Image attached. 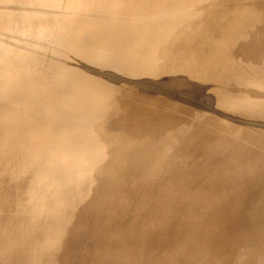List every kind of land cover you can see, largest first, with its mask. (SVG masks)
Listing matches in <instances>:
<instances>
[{
  "label": "rangeland",
  "instance_id": "374dc122",
  "mask_svg": "<svg viewBox=\"0 0 264 264\" xmlns=\"http://www.w3.org/2000/svg\"><path fill=\"white\" fill-rule=\"evenodd\" d=\"M51 1L53 0H0V22H2L0 23L1 24L0 26V264H69V263L70 264H256V263L264 264V251H263L264 240H262L263 238L261 239L260 234H258L261 232V229H259L261 228L260 225L264 224V194H263L264 193V182H263L264 181V171H263L264 141L262 140V142H260V140L264 139V137L263 135H262L263 138L261 139L258 137L257 139H260L259 141L255 139L256 138L255 134L258 133L257 135L261 136V133L263 134L264 132L262 130L264 128H261V126H264V123H262L264 122V116H263L264 115V56H262L264 55L263 53L264 32H262V30H264V27H262L264 26L263 23L264 16H262L264 15L263 14L264 0H253V1L251 0L250 1L249 0L248 1L247 0H188L187 4H190L195 8L202 7V11L204 12L201 13L208 17V19L205 22L206 26L208 25V28L214 31H216L217 27L220 25V22H224L225 19L227 21V24H229L228 19H233V23L235 22L239 18V16L237 15L238 14L237 10L243 6L242 5L243 2H246V5L244 3L245 7L243 6L242 8H247L251 12L250 19L253 22L252 25L248 26V30L245 32L246 35L249 34L248 37L245 35L247 38L243 37L245 34L244 33L238 39V43L235 42L234 43L235 45L234 44H233L234 46L232 45L233 47L229 46L228 48H222L219 51L222 52L223 54H227L226 55L228 57L227 62L228 65L230 66L229 67L226 66V69L227 68L230 69V67L231 69L230 70L228 69L229 71H227L225 67L222 66L223 68L221 67L222 68V69L220 68L221 70L220 69H216L217 71L213 70L214 71L212 75L213 78L212 77L210 78L208 75L209 79L213 81L210 82V80L207 79L208 77L203 78L206 75H200L196 77L194 74H197L199 72L198 71L196 73L197 67H191L185 62L181 64L179 63L178 66L175 63H170L171 65L170 73L163 75V77L161 76L162 80L160 79V77L156 78V76H151L148 77L149 80L146 81V83L149 82L147 84L151 86L154 85L156 86L152 89L158 90V88L161 86V90L163 91L165 90V87L171 88L173 86L172 83H174L173 87L174 88L176 87L177 90L179 88L183 92H180V90L177 91L173 87L171 89L168 88L166 90L168 92L171 90V92H169L170 93L169 95L174 94L173 95L174 97L171 95L172 98H174L175 100L176 99L179 100V101L177 100L178 102L176 101L179 106V108H177L180 111L179 114L181 115L183 112H185L184 114L186 116L187 115L190 117L196 116L197 123L200 124L204 123V121L202 122L200 121L202 119L200 118L201 115L199 114H202L203 115L202 117H204V114L207 112V109L210 110L211 107L214 108L215 106L216 109L213 110L212 108L210 110L214 114L209 113V111L208 113H206L208 115L210 114L213 118L216 116L214 120L210 116L211 119L210 118L209 119L212 121H210L209 119H208L209 121H206V123L209 122V126L211 124L214 131H212L213 130L212 128L208 127L209 130H207L206 134H202V136L199 137L196 136V139H194L191 143L181 148L182 151L185 152L187 156L186 155L184 156L183 152H181L182 155L180 152H178L177 154L176 153L173 154L171 158L170 156L165 157L166 159L164 160V156L165 155L167 156V154H165L164 156H162L163 154L162 155L160 154L159 158L163 159V161H166V163L162 162V160L158 158V161L160 160V164H161L160 165L159 162H156L157 161L156 159V161L154 162H156L157 165H154L155 163H152L149 169H146L141 172H137V173H141V176L137 178L132 176L131 178L129 175H123L122 173H117L116 170L111 168L112 169L111 171L114 170V172L118 174L117 175L113 172L116 176L120 177L119 174H121L122 178L120 177L119 179L118 177L113 175V173L109 170L108 171L106 170L104 172L105 174L102 172V168H101L102 165L107 164L106 156L110 155L111 150H113V147L112 148L105 147L103 142L98 141L102 144H98V146L95 147L92 146L89 142H81L79 140L78 142H75L72 139L70 144H67L66 146H61V140H63L61 139V137L63 136L62 132L61 131L57 132L59 135L58 134L54 135L56 132L54 133L53 131L50 135L54 139L53 144L38 146V144H40V137L38 136V133L36 132L29 133L31 131L30 128L33 124V121H30V107L33 106L30 105L34 104V102L36 103L37 100L42 99L41 101L39 100L38 102H41L43 104L41 103H37V104L38 105L41 104L39 106L40 108L41 106H43L42 107L43 109L41 108L42 115L45 113L44 112L45 101L43 100V98L46 96V99L44 98L45 100L49 101L50 99L47 98L48 95L45 93V91L51 89L55 90L56 86L59 84V82L54 80L53 70H51L53 67H51V64L53 65V63L55 62L56 63L57 61L59 62V59L61 58L60 62L63 61V63H65L66 65V66L64 65V67L66 68L65 75L69 76L71 69L74 71L73 66L80 65L82 62V65H86L87 68L83 66L82 67L86 68L87 71L85 69L82 70L83 68L80 67L81 65L77 66L80 68V70L77 68L80 75L87 76L86 78H89V81L91 82L101 80L102 83H106L105 84L106 88L113 92V94L110 97H108L109 95L108 96L106 95V98L104 97L106 99L107 107L109 108L112 107L113 103L117 104L116 107L117 109H114V113L112 110L107 109L103 112L104 115H102L101 118H99L100 116L99 117L97 116L99 120L95 118L93 122L96 123V125L102 123L100 124L102 129L104 127L103 123L106 124V126L104 127L105 129L109 127L110 130L111 128H115L114 129L115 132L113 129L112 131L108 129V131L106 130L105 133L106 134L108 133L109 136H112V138H114V140L116 139V141L119 140V138L117 139L116 136L120 134L119 132H116L117 130L121 131L122 129L123 132L126 131L123 134V136L122 134H120L121 135L120 140L123 139V137L124 139L126 137H130L132 134H129L131 132H128L130 131L128 130L129 127L128 123L126 120H123L122 115L125 113L124 105L126 101H129L128 95L129 94L136 95L137 93L143 94L142 90H140V86H138L139 85L138 82L134 83L128 77L130 76V78L132 77L131 79L133 80L136 79L137 81H139L140 76L139 77L136 76L139 74L138 72L139 69L137 68L136 69L137 71H135L134 74L132 73L134 72L133 69L136 68L135 67L136 63L135 64L132 63L126 66V70L124 69L125 67L124 68L121 67V71L120 70L119 72L117 71L118 73L115 72L111 66L105 67L106 69L101 68L100 71L96 68L93 69L94 66H92L91 68V65L95 64V62L97 64H100V66L98 65L99 67H102V65H105L107 63L108 58L106 54H103V56L98 57L96 60L93 58L90 60L89 58L87 59V57H89L90 55H94V53L98 49H100L99 47H101V45L99 43L102 44V42L105 41V39H103V37L105 38V36L100 35L99 40L93 41L92 39H94V35L99 34L100 27L97 24H92L84 21H88L90 19H96L98 23H100V25H103L106 24L107 22L114 21L115 19H112L113 18L112 15H113L117 17L114 18H116V21H119V23L121 22V24H127V23H131L130 20L132 18L128 19L129 16L136 17L133 19H137L138 17H142L144 15L141 19L138 18L137 22H133V23L136 25L141 24L146 27L148 26V24H150L149 22H153V20L158 22L162 20L163 21L171 20L172 16L170 15L173 13L170 11L163 12L160 10V7L156 8V5H149L152 0L134 1L135 5L133 4V6L135 7L139 6L140 10L138 11V14L142 16L138 14L136 15V9H133L130 6H128L127 0H118V1L115 0L112 8H110L111 4L109 0H82L83 4L80 6L76 5L77 7H75V9L74 6L76 3L72 4V0L69 1L67 0L66 2L64 0L63 2L64 4L66 3V5H64L63 3L61 4L59 2H56L57 1L56 0L55 2L59 4L58 6H56L57 5L56 3L55 4L53 3L55 5L54 6L51 3ZM161 1L162 0H159V2ZM240 1L241 2L243 1L242 3H239L242 6L239 5L240 8H238L236 6L238 3H236L235 5V2H240ZM247 2L249 3L254 2V3L247 4ZM141 3L142 5H140ZM71 5L73 8H71ZM102 5L103 6L106 5L107 7H101ZM60 6L62 7L60 8ZM141 8L143 9V11H141L142 10ZM104 9L105 10L107 9L108 11L110 10L109 12H112L111 15L107 14V11L105 12ZM112 9L113 11H111ZM120 9H122L123 12L127 10L126 14L125 12L121 13V11H119L120 13L115 12ZM93 10H95V12ZM128 10L129 11L133 10V12H129ZM48 11H50V13ZM95 13L97 14V16L94 15ZM51 14L52 15L54 14L56 16L60 15L59 17L62 16L60 19L57 18L59 19L60 22L64 18L63 15L65 17L67 16L70 18V20L68 18V20L65 22L69 24L68 27L66 28V31L62 33L61 31H58L60 29L59 27L58 28L57 26L54 27V25H59V24H55L54 23L56 22L55 20L52 21V18L50 17ZM105 14L107 15L106 17L103 16ZM146 14L148 15L146 16L148 21L145 19ZM78 17L80 19H78ZM72 18L73 20L78 19L82 21H77L75 23L73 20H71ZM84 18L87 19L85 20ZM98 18L100 19V21ZM127 19L129 21H127ZM139 20L140 21L144 20V21L140 22ZM59 21L57 20L58 23ZM90 21L96 22L95 20H90ZM174 23L176 24V22L175 21L173 22V25L175 26ZM256 23L260 27L256 25ZM54 28L56 29L54 30ZM259 31H261L260 32L261 34L256 33ZM199 32L200 30L197 29L190 31L189 33H191L190 35H193L192 39H195L198 36L197 33ZM86 35L89 36V38ZM44 38H48V40L42 41ZM75 39L78 41L77 44H73V42H71ZM90 40H91V44L90 42H88ZM203 41L205 42L204 48H212L211 43H208L207 40H205L204 38ZM70 42L72 45L70 44ZM245 42L247 43L245 44ZM249 44L252 45V48ZM74 45H76L77 48L74 49L73 48ZM236 45L238 46L237 48H235ZM239 46L245 48L239 49ZM246 47H248V49ZM39 48L42 50H40ZM55 49L62 51L59 52V54L57 55L55 52L53 53V50ZM234 49H237L238 51L236 50L237 51L236 52ZM171 50H172L171 46L164 45L155 52H153L152 58L156 59V56L159 54H163V55L165 54L167 56L168 52H170ZM109 51L112 55H115V51H116L115 48H113L112 50L110 49ZM232 52L233 53L235 52V54H232ZM139 53L145 54L146 51L144 52L139 51ZM163 55L161 56L162 60L165 59ZM233 55L237 56L236 58H238V61L237 59H234L235 57ZM59 56L61 57L59 58ZM240 56L241 57L243 56L244 59L245 58L247 59L245 60V63L241 58L240 60L242 61L239 60ZM254 57L257 59H255ZM218 59L219 57L217 58V60ZM109 61L113 62L112 56H110ZM229 61L231 64H233V66L229 64ZM67 63H70L72 65L75 64V65L73 66L71 65L72 68H70L69 66H67ZM173 64H174V68L172 67ZM248 64L251 65L249 67L252 68H248L247 67ZM88 65H90V67H88ZM67 68L70 71H68ZM101 70H103L104 72L103 71L101 72ZM127 70L131 72V75L130 74L128 75L129 72H125ZM171 70L172 71L175 70V72L173 73ZM91 71L94 72L91 73ZM112 71H114L116 74ZM44 72L46 74H44ZM215 72H220L218 75L220 77L225 75L226 78H224V76L221 78L217 77L218 75ZM191 73H193L192 77L195 76L192 81H191L192 79ZM214 73L217 75L216 77L218 80L215 78ZM119 74L120 75L122 74L123 76L122 75L120 76ZM124 74L126 77L124 76ZM44 75H48L49 78H51V76L53 77L51 78L50 81V82L55 81L54 83H52L53 87L50 86L51 83H48L50 79L47 76L43 78ZM91 75L92 77L95 78V79L93 78L94 81H92L93 79ZM101 76L103 78L105 76L106 78L110 79V81L108 79H103V78L96 80V78H99ZM201 77L203 78L202 82H207V84L210 82L209 84L211 85L214 82L215 84H213L212 86L214 88L217 86L216 88L218 89L215 88V90L216 91L218 90L219 93L220 90L225 92L231 91V89L228 90V88H232V86L234 85V87L236 86L237 89L235 88L232 89L234 91L238 90V92L242 94L240 95L238 94V92L235 93L232 90L233 93L226 92L227 94L226 93L224 94V92H221L220 95L224 94L223 96L221 95L223 98H220L221 96L219 94L217 96L216 94L218 92L216 91H214L216 92L215 94L213 92V95H211L212 93L210 92L214 90L213 87L211 86L212 89H210L211 87L209 84L208 85L207 84L205 85L204 83L202 84V82L199 81L201 80ZM228 77H232V79H228ZM206 79L207 81H205ZM214 79H216L215 80L216 82L214 81ZM46 80H48V82H45ZM106 80L107 82L108 81L109 82L107 83ZM168 80H170L171 82H169ZM183 80L185 83L182 82ZM229 80L231 82H229ZM161 81L163 83H161ZM219 81L221 83H219ZM111 82H113L114 85ZM176 82L178 83L177 85ZM193 82L196 83L193 84ZM198 82H200V84ZM224 82H226L227 86L225 85ZM240 83L241 85H239ZM201 85L207 86V88L205 89V87H202ZM65 86L68 87L65 84L64 88ZM196 86L199 89L196 88ZM239 86L242 87L240 88ZM190 87H192V90H194L193 91L194 94L192 90L189 89ZM194 88L196 90L198 89L197 91H199V93H201L202 95H198V93L196 94L197 91ZM58 89L59 92H62V90H64L63 88L61 89L58 88ZM203 89H205L206 91L205 90L202 91ZM68 90L66 89L65 91ZM184 90L186 91L188 90L189 94L185 91L188 94L186 95ZM190 90L191 92H189ZM241 90L245 91L246 95L243 94L244 92H242ZM70 91H71L70 92L71 95L68 93L67 98H73L76 99V101H78L77 99L79 97L77 96L79 95V92L75 90V96H72L73 92L72 90ZM133 91H135L136 93ZM167 91L165 92L166 94H168ZM173 91L174 92L176 91L178 93H174ZM204 93L207 95L206 98L209 101L205 98ZM208 93H210V95ZM179 94L181 95L183 94V96L184 95L185 96L180 97ZM195 94L198 95L199 97H197ZM230 94L233 95H231L230 97ZM227 95H229L228 96L229 99H233V101L227 99L226 101L224 96L228 98ZM40 96L43 98H41ZM214 96L218 97V101L220 98V102L222 103H224V100L225 103L227 102L225 106L222 105L221 103L222 111L220 110V107L218 105L220 104V102L219 103L216 102L217 97L215 98ZM38 97L40 98L37 99ZM60 97L64 98L63 96ZM233 97L235 98V100ZM250 97L251 99H249ZM82 98L88 100L91 97L83 96ZM122 98L123 100H121ZM185 98L187 101H190V99L193 100L194 104L191 101L192 106L198 103L201 104L203 102L200 106L203 107L202 105H204V110L203 108H201L202 110H200V106H198L199 104L197 106L195 105L196 109L193 108L192 110H190L191 108L189 109L188 107H186L187 101L184 102ZM202 98H204L203 101H201ZM199 101H201V103ZM228 101H232V102L229 103ZM183 102L185 103V105ZM209 102L211 107L208 105ZM244 102H246V104ZM37 104L36 105L34 104V107H36V109L39 108L37 107ZM216 104L218 105L219 108L217 107ZM181 106L182 108L183 107L186 108L185 111L183 108L182 113H181L182 108L180 110ZM40 108L38 110H41ZM217 109H219L218 111H221L223 113L225 112V110L223 109H226V111L228 110L229 113L227 111L226 115H224L221 112L218 114V112H216ZM196 110L200 112L196 113L195 112ZM106 114L108 115L107 117ZM184 114L182 116L185 117ZM217 114L219 115L218 117L219 119H216L218 116ZM221 114H223V117L225 116V118L227 117L229 118L231 116L232 117L225 120V118L221 117ZM248 114L249 115L252 114V116H249ZM111 115L114 118V120L111 117ZM242 115L245 118H241ZM103 116L105 117L103 118ZM206 117L208 116L206 115ZM232 118L234 121L232 120ZM238 118L240 119L238 120ZM251 119L252 121L255 119L253 121L254 123L255 122L258 123L259 120L262 122H259L258 124L255 123L257 126L254 125V128L251 131H249L252 128L251 125L253 124L252 121L248 123L249 120ZM96 121L97 122L99 121V123L97 124ZM110 122H114L113 126L117 123L118 124L115 125V127H112V125L109 124ZM214 122L216 124L215 127H213ZM227 122H230V124L229 123L226 124ZM245 122L247 124H251L248 125V127H251L250 129L245 128L247 126ZM94 123L92 124L91 122L88 124V126L91 124H92L91 127L94 126L93 129L90 128L91 131L97 129L96 127H98L97 131H99L100 130L99 128L101 127L99 125L96 126ZM239 123L241 126L246 125L244 127L246 131H244V128L237 125ZM205 124L200 126L201 130L206 129ZM231 124L232 126L234 125L235 127L232 128ZM107 125L110 126L108 127ZM229 125L231 128H229ZM236 125L240 128V132ZM258 125H259V129L261 128L263 132L261 133H259V131L257 133L254 132L258 130L257 129ZM35 126L36 123H34V127ZM122 126L124 128H121ZM217 127H219V129ZM117 128H121V129H117ZM4 129H7L12 132V135L10 136L12 140L1 138V136L4 137L2 134V131H5ZM55 129L57 128L55 127ZM90 129H88V131H90ZM231 129L233 130V132L238 131L236 132L238 134L233 133ZM210 130L213 132L211 133V136L203 137L205 135H210ZM95 131L91 132V134L94 133L95 135ZM97 131H96L97 138L100 135L101 136L106 135L104 132H101L104 130H101L99 132ZM247 131L249 132V134L250 132L253 134L248 135L246 134ZM112 132L115 134V137L112 134ZM102 133H104V135H102ZM230 133L231 134L233 133V135H231ZM120 135L118 137H120ZM252 135H254L255 137L254 138L252 137L251 140ZM101 136H100L101 138L100 140L103 141L104 139ZM107 136L108 135H106V137ZM235 139L241 140L242 142L241 141L239 142L238 140L236 141ZM253 139L254 141L257 140L258 142H260L261 145L258 142H257L258 144L257 143L254 144L252 142ZM30 140L33 142V144L27 143ZM4 141H7L8 144L6 145ZM226 142L229 143L226 144ZM216 143L218 145L215 146ZM238 143L239 145H237ZM249 143H253L254 146L252 144L250 146ZM123 145H126V142H124L122 146ZM256 145H260V146L256 147ZM211 146L213 147V149H211L212 152L210 153L209 152L210 149L208 148H210ZM217 146L220 147L217 148ZM26 148L28 149L25 151ZM184 148L185 150H183ZM256 148L257 150H253ZM13 149L16 151L17 154L14 153L15 151H13ZM186 149L189 151L187 152L188 154L186 153L187 151ZM219 150L221 151L222 154H220ZM240 150H241L240 153L241 155H238ZM251 150H253L254 153L253 151L251 152ZM201 151L202 152L205 151V153H201ZM207 152L210 154H208ZM214 153L215 154L218 153L217 156L214 155ZM219 154L220 156H218ZM245 154L248 155L246 156ZM212 156L213 158L217 157L219 159H216L214 162ZM201 157H203L202 158V160L204 159L203 161L208 159L207 160L208 163L205 161V163H203V167L201 164L203 162V161L201 162ZM208 157L209 158L211 157L210 159H212L213 161L212 160L209 161ZM153 158L156 157L154 156ZM219 160L221 162H219ZM149 161L150 160L143 162L145 164V166L142 167L143 169L146 168L148 165H150ZM200 166L202 167V170L200 169ZM207 166L210 168H208ZM106 172L108 174H106ZM256 172L258 175L256 174ZM103 174L105 176L101 178ZM111 176L114 178V180H116L117 178L118 179L117 181L122 179L120 180L121 182L118 183L119 185H121L123 183V180L125 179L124 180L125 184L123 183L124 186L123 185H121L122 187L120 186L122 190L124 188L125 190L122 191L119 188V186H116L117 190L112 188L115 185V183H112L111 181L113 182L115 181L111 179L112 178ZM259 177H261L262 179ZM108 178H110V180H106ZM202 183L204 184V187ZM107 184L110 186L108 187ZM126 184H128V186ZM102 185L104 186L106 185L105 191L107 193L109 192L107 197L109 198V201H111V203L108 201L110 204L106 201L103 202L104 199L105 200L108 199H106L107 197L105 198L106 195L104 194H106V192L103 191L104 187ZM99 186L102 188H100ZM99 188L103 189L101 190V192L103 191V196ZM113 189L116 190L115 196H117V198H119L120 195L123 194V192H124L123 196L125 194L127 196L129 195L128 197L123 198V200H125L122 203L123 205L120 204L122 198L120 197L119 200L113 195L114 194L112 193ZM110 190H111V194L113 195L111 196V198L109 197L111 195ZM117 192L119 193L121 192V193L117 194ZM126 192L129 193L127 194ZM83 195L84 196L87 195L85 197L86 198L85 202L83 200L84 197L82 198L81 201V197ZM93 195H97V196H93ZM98 195L104 197L102 198L103 199L102 203L100 202L102 199ZM250 195L251 198L248 197ZM132 196L135 197L133 198ZM92 197L94 198L93 202L98 200L99 197L101 199L99 200L100 203L98 202L96 206L95 203L93 204V202L90 201L92 204H90L89 206L86 205L87 207H84V204L87 203L88 198L92 200L93 199ZM112 198H116V201L115 199L110 200ZM248 198H249L248 201L252 205L247 204L249 206L246 208L244 206L247 205L246 204L244 205V202L246 201L248 203L247 201ZM80 202L83 205V206L81 205L82 208H80L81 207L79 205L81 204ZM90 202H88L87 204H89ZM116 202L117 203L120 202V203H118L116 206L115 205ZM94 205L96 207L99 206L98 207V209L100 208L98 210L99 214L96 212L98 214L97 217L91 218L92 216H94L93 214L95 213V211H97V208L95 209ZM100 205L102 206V208L100 207ZM250 206L252 209L250 208ZM91 207L94 208L95 210L93 211ZM84 208L86 212H89L90 210V213L86 214V212H84L85 211ZM87 208L90 209H88L87 211ZM260 208H262V210ZM103 209H105V212L102 211ZM106 210L108 211L107 213ZM114 210H117V212L116 211L114 212ZM242 210L243 212L246 213L248 212V213L242 214ZM249 210H251V212ZM77 211H79V213L81 212L85 213V215L81 213L83 216H80V214H78ZM92 211L94 213H92ZM91 213L92 215H90ZM121 214L122 215L124 214L123 215L124 218L120 217ZM232 214L233 216L237 215L236 216L237 219L234 218L233 216L230 217ZM76 215H78L79 217ZM238 215L239 217L241 216L240 218H242L241 220L243 221L238 220L240 219L238 218ZM99 216L101 217V222L103 221V223H100V220L98 218ZM104 216L106 219L102 218ZM75 217H77L78 220L75 219ZM80 217H81V221L79 220ZM120 218L122 220V223L124 221L125 228L124 231L121 232V234L118 233L116 234V232H118V230L122 228L119 227L117 221ZM230 218L231 219L234 218L236 222L238 221L236 223L237 225L235 224L233 219L231 220ZM90 219H93V221L94 220L95 221L92 223V220L90 221ZM96 220H99V223ZM121 220H119V222ZM76 221L77 222L79 221L80 223L79 222L77 223ZM241 222L242 223L245 222L247 223V225L245 223L242 224ZM257 222L260 223L259 228ZM230 223L235 225L231 226L229 225ZM93 224L95 225L93 226ZM74 225H76L77 229ZM102 225L104 226L102 229L105 228L104 230H106V232L102 231L101 229ZM234 226L237 227V229L232 228ZM254 226L256 230L254 229ZM79 227L83 228L85 233H88L89 230V233L88 234L84 233L85 234L84 235L81 232L79 234L81 230ZM209 227L211 229H214V231L208 229ZM251 227H253L254 233L252 232L253 229H250ZM91 231L92 233H94V235L91 233ZM255 231L258 232L256 234L257 236H255ZM131 234H133V236ZM88 235L91 236L88 237L89 240L92 238L90 242L89 241L87 242ZM105 236H106V240H104ZM227 239L229 240V242ZM250 240H253L254 242L256 241L257 243L260 244L258 249H260L262 252L259 250L258 256H255L256 258L253 257L254 254L248 253L249 250L248 247L249 246L255 247L256 244V243L254 244V242ZM84 241L87 243L84 244L85 243ZM237 241H239V243ZM230 242L232 244H230ZM240 243L243 244L244 247L237 248L238 247L237 245L240 246ZM261 243H263L262 246ZM71 247H73L74 250L77 251L75 252L77 253L76 256L75 253H71L74 252L73 248L71 249ZM245 247L247 250L243 249ZM254 247L252 248V250H254ZM241 249H243L244 252ZM70 253L73 254L74 257H72ZM248 255L249 256L252 255L250 257H253V259L255 258V260L251 259ZM257 258L258 260H256ZM66 259H68L69 261H67ZM64 261H67V263Z\"/></svg>",
  "mask_w": 264,
  "mask_h": 264
},
{
  "label": "bare ground",
  "instance_id": "6f19581e",
  "mask_svg": "<svg viewBox=\"0 0 264 264\" xmlns=\"http://www.w3.org/2000/svg\"><path fill=\"white\" fill-rule=\"evenodd\" d=\"M54 1V2H53ZM53 1H51V3L53 4H55L56 2H59V3H63L64 4V0H53ZM56 1V2H55ZM67 0H65V2H66ZM69 1V0H68ZM116 1H118V0H116ZM128 1V6H130L131 8H133V9H136V15L138 14V11L140 10V8H139V6L138 7H135V6H133V4L135 5V0H127ZM141 1V0H140ZM151 1V0H150ZM248 1V0H247ZM250 1V0H249ZM251 1H253V0H251ZM109 2H110V4H111V7L110 8H112V6H113V4H114V2H115V0H109ZM139 2V1H138ZM147 2V1H146ZM187 2H188V0H162L161 2H159V0H152L151 2H150V4L149 5H156V8L157 7H160V10L161 11H163V12H166V11H170V12H172L173 14H171L170 16H172V18H171V20H168V21H160V22H158V21H154L153 20V22H149L150 24H148V26H143V25H141V24H134L133 22H137V19L139 18V19H141L143 16L142 15H140V14H138V15H140V16H142V17H138L137 19H133V18H136V17H128V19H131L130 21H131V23H127V24H121V22L119 23V21H116V16H113L112 15V19H115L114 21H112V22H107L106 24H103V25H100V23H98V21L96 20V19H90V20H95L96 22H93V21H90V20H88V21H84V22H88V23H92V24H97L99 27H100V29H99V34L98 35H94V39H92L93 41H96V40H99V36L100 35H104L105 36V38L103 37V39H105V41H103L102 42V44L101 43H99L100 45H101V47H99L100 49H98L95 53H94V55H88L89 57H87V59L89 58V60L90 59H97L98 57H100V56H103V54H106L107 55V58H108V60H107V63L105 64V65H102V67H99L100 66V64H97L96 62H95V64H93V65H91V68H92V66H94V68L93 69H98L99 71H100V69L101 68H103V69H106L105 67H112L113 69H114V71L115 72H119V70L121 71V67H125L124 69L126 70V66H128L129 64H132V63H136L135 65V69H133L134 70V72H132L133 74L135 73V71H137L136 69L138 68L139 69V74L138 75H136V76H140V79H139V81H137L135 78V80H133V79H131L130 78V76H128L129 74L131 75V72H129L128 70L127 71H125V72H129L128 73V77H129V79L131 80V81H133L134 83L135 82H138V86H140V90H142V93L143 94H140V93H137L136 95L135 94H129L128 96H129V101H126V103H125V105H124V111H125V113L122 115V118H123V120H126L127 121V123H128V130H130V131H128V132H131V133H129V134H132L130 137H126L125 139H124V137H123V139H121L120 140V138H121V135L120 134H122V136H123V134L126 132H123L122 131V129L121 128H124L123 126L121 127V128H117V129H121V131H118L117 129V131L116 132H119L120 134V137H118V136H116L117 137V139L119 138V140H117L116 141V139L114 140V138H112V136H109V134L107 133H105L106 132V130L108 131V129L110 128L109 126L110 125H112V127H115V125H117V124H115L114 126H113V124H114V122H110L109 124V128H107V129H105L104 127L106 126V124L105 123H103V129H102V127L100 126V124H102V123H100V124H98L99 123V121L97 122V124L101 127V128H99L100 130L99 131H101V130H104V131H101V132H104L106 135H108L107 137H106V135H104V133H102V135H104V136H101L100 134H101V132H100V136L104 139H102L103 141H101L100 139V136L97 138L96 137V131L98 130V127H96L97 129H95V130H93V131H95V135H94V133H92L91 134V132H93V131H91V129H93V127H91V125L94 123L93 121L95 120V118H97V116L99 117V118H101V116L102 115H104L103 114V112L105 111V110H112L113 111V113H114V109H117L116 107H117V104L116 103H113L112 104V107H107V104H106V95L108 96V97H110L112 94H113V92L111 91V90H108L107 88H106V86H105V84L106 83H102V81L101 80H98V81H94V77H92V75H91V77H92V81H94V82H91V81H89V78H86L87 76H83V75H80V73H79V71H78V69L80 70V68L79 67H77V66H80V67H86V65H82V62H81V64L80 65H76V66H73V65H75V64H70V63H67V66H69L70 68H72L71 67V65L73 66V68H74V71L71 69V71L68 69V71H70V73H69V76H67V75H65L66 74V68L64 67V65H65V63H63V61H61L62 62V64H61V62H60V60H61V56H59V62L57 61V63L55 62V63H53V65L51 64V67H53L51 70H53V75H54V80L55 81H57V82H59V84L56 86V88H55V90L54 89H51V90H47V91H45V93L48 95V97L47 98H50L49 99V101L48 100H45L46 99V96L45 95H43V96H45L44 98L43 97H41V98H43V100L45 101V110H44V114L42 115V113H41V111H42V107L43 106H41V108L39 107L41 104H43V103H41V102H38L40 99V97H38L37 99H39V100H37L36 101V103L34 102V104L36 105L37 103H41L40 105H38L37 104V107H39L41 110H38V109H36V107H34V104H32V105H30V106H33V107H30V121H33V124H32V126H31V131L29 132V133H32V132H36V133H38V136L40 137V144H38V146H41V145H48V144H53V142H54V139L50 136L51 135V133L54 131V135H56V134H58L57 132H62V134H63V138L61 137V139H63V140H61V146H66L67 144H70L71 143V140L73 139L75 142H78V140L79 141H81V142H89L92 146H95V147H97L98 146V144H102V143H100V142H103L104 143V145H105V147H107V148H112L113 147V150H111V154L110 155H107L106 157H107V161H106V163L107 164H105V165H102V172L104 173L106 170L108 171H111L112 169H114V170H116V172L117 173H122L123 175H129L130 177L132 176V177H135V178H137V177H139V176H141V173H137V172H141V171H144V170H146V169H149L150 167H151V165H152V163H155L154 165H157V163L156 162H159V164H160V160H162V162H164V163H166V161H163V159H160L159 157H160V154L162 155V156H164L165 154H167V156L165 155L164 156V160L166 159L165 157H168V156H170V158L173 156V154H177L178 152H183L182 151V149L181 148H183L185 145H187V144H189V143H191L194 139H196V136H202V134H206V132H207V130H209V128L208 127H210V128H212V126H211V124H210V126H209V122H207L206 123V121H209L211 118H210V114L208 115V114H206V113H208V111H209V113H211V114H214V113H212L210 110L213 108V107H211L210 106V102H209V106L211 107L210 108V110L209 109H207V112L204 114V112H203V114H204V117H202L203 115L202 114H199V115H201V119L202 120H200L201 122L202 121H204V123L203 124H200V123H197V117L195 116H192V117H190V116H186L184 113L185 112H183V108H184V111H185V107H183L182 108V106L180 107V110H181V108H182V111H181V115L179 114L180 113V111L177 109V108H179V106H178V99H174V98H172V96L174 95H169L170 93L169 92H171V90L168 92L166 89H168V88H166L165 87V90L168 92V94H166L165 92V90L163 91V90H161V86L158 88V90H156V89H152V88H154V87H156L155 85L154 86H151V85H149V84H147V83H149V82H147L146 83V81L147 80H149V78L148 77H151V76H156V78H158V77H160V79L162 80V78H161V76L163 77V75H165V74H169L170 73V63H175V64H177V66H178V64L180 63H183V62H185V63H187L188 65H190L191 67H197V70H196V73L197 74H194L196 77L197 76H200V75H206V76H204L203 78H205V77H208V75H209V77L211 78L212 77V75H213V70H215V71H217L216 69H220L222 66H224L225 67V69H226V66L227 67H229L230 65H228V57L226 56L227 54H223L222 52H219L222 48H228L229 46H231V47H233L235 44V42H237L238 43V39L242 36V34H244L247 30H248V26L249 25H252L253 24V22H252V20L250 19V16H251V12L247 9V8H242L243 6H244V3H245V5H246V2H243V6L242 5H240L239 3H242L241 1L240 2H235V5H236V3H238L236 6L238 7V8H240L239 7V5L240 6H242L240 9H238L237 11H238V16H239V18L233 23V19H228V21H229V24H227V21H226V19H225V21L224 22H220V25L217 27V29H216V31H214V30H212V29H209L208 28V25L206 26V24H205V22H206V20L208 19V17L207 16H205V15H203L201 12H204V11H202V7H198V8H195L194 6H191L190 4H187ZM264 2V1H263ZM74 3H76L75 4V6H74V9H75V7H77L76 5H82L83 4V1L82 0H72V4H74ZM143 3V2H142ZM142 3L140 4V5H142ZM252 3H254V2H251V3H249V2H247V4H252ZM53 4V5H54ZM57 5L56 6H58L59 4L58 3H56ZM103 4V3H102ZM64 5H66V3L64 4ZM55 6V5H54ZM62 6H60V8H61ZM68 7V6H67ZM101 7H107L106 5L105 6H101ZM149 7V6H148ZM236 7V8H237ZM245 7V6H244ZM53 8V7H52ZM64 8V7H63ZM71 8H73L72 7V5H71ZM70 8V9H71ZM77 9V8H76ZM87 9V8H86ZM85 9V10H86ZM89 9V8H88ZM142 9V8H141ZM150 9V8H149ZM92 10V9H91ZM97 10V9H96ZM105 10V9H104ZM146 10V9H145ZM47 11V10H46ZM63 11H64V9H63ZM94 12H95V10H93ZM98 11V10H97ZM107 11V14H110L111 15V13L112 12H109L107 9L105 10V12ZM111 11H113V9L111 10ZM115 11V10H114ZM119 11H121V13L123 12L122 11V9H120V10H118V11H115L116 13H120ZM127 11V10H126ZM126 11H124L125 12V14H126ZM129 11V10H128ZM141 11H143V9L141 10ZM49 13H50V11H48ZM52 12V11H51ZM73 12V11H72ZM80 12V11H79ZM89 12H92V11H89ZM100 12V11H99ZM109 12V13H108ZM123 12V13H124ZM129 12H133V10L132 11H129ZM145 12V11H144ZM151 12V11H150ZM156 12V11H155ZM159 12V11H158ZM263 12V11H262ZM74 13V12H73ZM96 13H98V12H96ZM94 14V15H96L97 16V14ZM102 13V12H101ZM114 13V12H113ZM135 13V12H134ZM133 13V14H134ZM64 14V13H63ZM80 14V13H79ZM103 14V13H102ZM143 14V13H142ZM151 14V13H150ZM262 14V13H261ZM264 14V13H263ZM132 15V14H131ZM148 15H149V13H148ZM147 14L145 15V19L147 20V18H146V16H148ZM153 15V14H152ZM157 15V14H156ZM46 16V15H45ZM50 16V15H49ZM60 15H58V16H56V15H52L51 14V18H52V21L53 20H55L56 22H54L55 24H59V25H54V27L55 26H57V28L59 27L60 29L58 30V31H61L62 33L64 32V31H66V28L68 27V25L69 24H67V23H65L67 20H68V18L69 17H65L64 15H63V20L60 22L59 21V19L62 17H59ZM101 16V15H100ZM103 16H107L106 14L105 15H103ZM103 16H102V19H103ZM125 16H127V15H125ZM151 16V15H150ZM262 16H264V15H262ZM47 17V16H46ZM105 17H104V19H105ZM111 17V16H110ZM114 17H116V18H114ZM206 17V18H205ZM57 18H59V19H57ZM108 18H109V15H108ZM107 18V19H108ZM157 18V17H156ZM167 18V17H166ZM263 18V17H262ZM50 19V18H49ZM78 19H80L79 17H78ZM78 19H75V20H73V18L71 19V20H73L75 23L77 22V21H82V20H78ZM81 19H82V17H81ZM85 20L87 19V18H84ZM99 19V18H98ZM111 19V18H110ZM127 19V21H129ZM150 19V18H149ZM168 19V18H167ZM57 20L59 21V23L57 22ZM69 20H70V18H69ZM99 21H100V19H99ZM108 21H110V20H108ZM140 21V20H139ZM141 21H144V20H141ZM140 21V22H141ZM148 21V20H147ZM152 21V20H151ZM176 22V24H175V26L173 25V22ZM103 22H104V20H103ZM193 22V23H192ZM0 23H2V22H0ZM139 23V22H138ZM145 23V22H144ZM264 23V22H263ZM147 24V23H146ZM227 24V25H226ZM256 25H258L257 23H256ZM0 26H1V24H0ZM259 26V25H258ZM49 27V26H48ZM260 27V26H259ZM259 27H256V28H259ZM262 27H264V26H262ZM254 28H255V26H254ZM56 28H54V30H55ZM61 29H63V30H61ZM200 30V32L199 33H197L198 34V36L195 38V39H192V36L193 35H190L191 33H189L190 31H193V30ZM261 29V28H260ZM57 31V30H56ZM256 31H257V29H256ZM189 34H188V33ZM261 31H259V32H256L257 34L259 33V34H261L260 33ZM262 32H264V30H262ZM248 33V32H247ZM263 34V33H262ZM246 33L244 34V36L243 37H248V35L249 34H247L246 36ZM87 36V35H86ZM91 36V35H90ZM88 38H89V36H87ZM86 37V38H87ZM246 37V38H247ZM260 37V36H259ZM264 37V36H263ZM198 38V39H197ZM203 38L205 39V40H207V42L208 43H211V45H212V48H204L205 47V42L203 41ZM102 39V40H103ZM242 39H244V38H242ZM48 40V38H44L42 41H47ZM250 40V39H249ZM92 41V42H93ZM248 41V40H247ZM49 42V41H48ZM71 42H73V44H77L78 43V41L75 39V40H73V41H71ZM71 42H70V44H71ZM88 42H90V44H91V40L90 41H88ZM243 42V41H242ZM97 43H98V41H97ZM247 42H245V44H246ZM249 43V42H248ZM43 44V43H42ZM69 44V45H70ZM234 44V45H233ZM251 44V43H250ZM249 44V45H250ZM72 45V44H71ZM70 45V46H71ZM164 45H169V46H171V48H172V50L170 51V52H168V55L166 56L165 54V56L163 55V54H159V55H157L156 56V59H153L152 58V54H153V52H155L156 50H158L159 48H161L162 46H164ZM233 45V46H232ZM76 45H74L73 46V48L75 49V48H77V46L75 47ZM242 46H245V45H242ZM251 46V48H252V45H250ZM249 46V47H250ZM42 47V46H41ZM40 47V48H41ZM238 46L236 45V47L235 48H237ZM263 47V46H262ZM39 48V49H40ZM113 48H115V55H112L111 53H110V49L112 50ZM240 48H242V47H240L239 46V49ZM243 48H245V47H243ZM242 48V49H243ZM247 49H248V47H246ZM231 49V48H230ZM258 49H260V48H258ZM40 50H42V49H40ZM235 51L237 50V49H234ZM233 50V51H234ZM62 51V50H61ZM60 50H53V53L55 52L57 55L59 54V52H61ZM139 51L140 52H144V51H146V53L145 54H141V53H139ZM238 51V50H237ZM236 51V52H237ZM264 51V50H263ZM74 53V52H73ZM231 53V52H230ZM262 53V52H261ZM260 53V54H261ZM264 53V52H263ZM262 53V54H263ZM60 54H62V53H60ZM110 54V55H109ZM232 54H235V52L233 53L232 52ZM231 54V55H232ZM238 54V53H237ZM246 54V53H245ZM56 55V56H57ZM72 55H74V54H72ZM77 55V54H76ZM163 55V57L165 58V59H161L162 56ZM218 55V56H217ZM240 55V54H239ZM238 55V56H239ZM242 55V54H241ZM254 55V54H253ZM110 56H112L113 57V62H111V61H109L110 60ZM217 56V57H216ZM235 58L234 59H237V61H238V58H236L237 56H235V55H233ZM244 56V55H243ZM243 56L241 57H239V60H240V58L243 60V62L245 63V60H247L246 58L244 59L243 58ZM262 56H264V55H262ZM54 57V56H53ZM73 57V56H72ZM219 57V59L217 60V58ZM245 57V56H244ZM248 57V56H247ZM55 58V57H54ZM255 58V57H254ZM253 58V59H254ZM260 58H261V56H260ZM74 59V58H73ZM138 59H140V60H138ZM255 59H257V58H255ZM65 60V59H64ZM77 60V59H76ZM80 60V59H79ZM242 60H240V61H242ZM73 61H75V60H73ZM141 61V62H140ZM235 61V60H234ZM67 62H69V61H67ZM77 62V61H76ZM75 62V63H76ZM249 62V61H248ZM247 62V63H248ZM254 62V61H253ZM78 63H80V62H78ZM77 63V64H78ZM247 63H246V65H247ZM250 63V62H249ZM50 64V63H49ZM68 64H70V65H68ZM229 64H231L230 63V61H229ZM99 65V66H98ZM232 66H233V64H231ZM256 65V64H255ZM254 65V66H255ZM50 66V65H49ZM66 66V65H65ZM180 66V65H179ZM249 66H251V65H249L248 64V68H252V67H249ZM76 67V68H75ZM82 67V68H83ZM88 67H90V65H88ZM172 67L174 68V64L172 65ZM176 67V66H175ZM183 67V66H182ZM65 68V69H64ZM78 68V69H77ZM87 68V67H86ZM86 68H83L82 70H86L87 71V69ZM91 68H88V69H91ZM123 68H122V71H123ZM223 68V67H222ZM221 68V69H222ZM177 69H178V67H177ZM220 69V70H221ZM229 68H227L226 70L227 71H229L230 69H231V67H230V69L228 70ZM131 70V69H130ZM132 70V71H133ZM175 70H176V68H175ZM175 70L174 71H172L173 73L175 72ZM224 70V69H223ZM236 70H238V69H236ZM240 70V69H239ZM252 70V69H251ZM78 71V72H77ZM89 71V70H88ZM103 70H101V72H102ZM114 71H112V72H114ZM219 71V70H218ZM233 71V70H232ZM46 72H48V71H46ZM50 72H52V71H50ZM92 72H94V71H91V73ZM104 72V71H103ZM106 72V71H105ZM114 72V73H115ZM117 72V73H118ZM124 72V73H125ZM138 72H136V73H138ZM224 72V71H223ZM215 73H217V75L220 73V72H215ZM214 73V75H215V78L217 79V77H219V78H221V77H223L224 76V78H226L225 77V75H223V76H217L216 74ZM227 73V72H226ZM42 74V73H41ZM44 74H46L45 72H44ZM50 74H52V73H50ZM116 74V73H115ZM123 74V73H122ZM121 74V75H122ZM132 74V75H133ZM192 75H191V77L193 76V73H191ZM222 74V73H221ZM220 74V75H221ZM225 74V73H224ZM105 75V74H104ZM120 75V74H119ZM120 75V76H121ZM45 76H47L48 77V75H44L43 76V78L45 77ZM49 76H51V75H49ZM95 76V75H94ZM103 76V75H102ZM99 77V78H96V80L97 79H100V78H103V77ZM110 76V75H109ZM123 76V75H122ZM124 76H125V74H124ZM190 76V75H189ZM194 76V77H195ZM217 76V77H216ZM226 76H227V74H226ZM38 77V76H37ZM89 77V76H88ZM96 77V76H95ZM126 77V76H125ZM124 77V78H125ZM194 77H192V79H191V81L193 80V78ZM209 77L207 78V79H209ZM235 77V76H234ZM254 77V76H253ZM39 78V77H38ZM49 78V77H48ZM47 78V79H48ZM51 78H53L52 76H51ZM51 78H49L50 80H49V82H48V80H46L45 82H48V83H51V85L50 86H52V83H54V82H50L51 81ZM137 78V77H136ZM142 78V79H141ZM155 78V77H154ZM153 78V79H154ZM202 77H201V80H199L200 82H202V79H203ZM213 78V77H212ZM239 78V77H238ZM260 78V77H259ZM103 79H108V78H106L105 76H104V78ZM138 79V78H137ZM159 79V80H160ZM172 79V78H171ZM183 79V78H182ZM200 79V78H199ZM207 79L205 80V81H207ZM216 79H214V81L216 80ZM228 79H232V77H228ZM227 79V80H228ZM256 79V78H255ZM258 79V78H257ZM41 80V79H40ZM45 80V79H44ZM91 80V79H90ZM109 81H110V79H108ZM127 80V79H126ZM130 80H129V82H130ZM151 80V79H150ZM195 80V79H194ZM210 80V79H209ZM218 80V79H217ZM220 80V79H219ZM223 80V79H222ZM221 80V81H222ZM226 80V81H227ZM234 80H235V78H234ZM247 80V79H246ZM108 81V82H109ZM169 82H171L170 80H168ZM197 81V80H196ZM211 81H213V80H210V82ZM225 81V80H224ZM239 81V80H238ZM60 82H63V83H60ZM106 82H107V80H106ZM107 82V83H108ZM182 82H184V80L182 81ZM200 82H198L199 84H200ZM209 82V81H208ZM209 82V83H210ZM216 82V81H215ZM229 82H231L230 80H229ZM236 82V81H235ZM234 82V83H235ZM240 82V81H239ZM238 82V83H239ZM258 82V81H257ZM112 84H113V82H111ZM119 83V82H118ZM161 83H163L162 81H161ZM165 83V82H164ZM185 83V82H184ZM196 83V82H195ZM194 82H193V84H195ZM207 84V82H202V84ZM208 83V84H209ZM219 83H221L220 81H219ZM223 83V82H222ZM225 83V85L227 86V84H226V82H224ZM228 83V82H227ZM237 83V82H236ZM235 83V84H236ZM67 85L68 87H66L65 86V88H64V85ZM167 84V83H166ZM168 84H170V83H168ZM173 84V86H174V83H172ZM178 83L176 82V85H177ZM190 84H192V83H190ZM198 84V85H199ZM207 84V85H208ZM213 84H215L214 82L210 85V87L213 85ZM217 84H218V81H217ZM229 84V83H228ZM232 84H233V82H232ZM232 84H230V85H232ZM55 85V84H54ZM114 85V84H113ZM179 85H180V83H179ZM189 85V84H188ZM220 85V84H219ZM239 85H241V83L239 84ZM134 86V85H133ZM132 86V87H133ZM135 86H136V84H135ZM172 86V87H173ZM183 86V85H182ZM186 86V85H185ZM190 86V85H189ZM200 86V85H199ZM202 87H205V89L207 88V86H203V85H201ZM215 86V85H214ZM221 86V85H220ZM222 86H224V85H222ZM225 86V87H226ZM247 86V85H246ZM53 87V86H52ZM163 87V86H162ZM171 87V88H172ZM180 87V86H179ZM188 87V86H187ZM213 87V86H212ZM212 87L210 88V89H212ZM217 87V86H216ZM215 87V88H216ZM231 87V86H230ZM237 87H238V85H237ZM240 87V86H239ZM242 87V86H241ZM240 87V88H241ZM244 87V86H243ZM46 88V87H45ZM58 88H63L64 90H62V92H59L58 90ZM171 88H169V89H171ZM174 88V87H173ZM185 88V87H184ZM184 88H182V89H184ZM196 88H198L197 86H196ZM215 88L213 87V89L214 90H212V92H210V93H212L211 95H213V92L214 91H216L215 90ZM219 88H221V87H219ZM224 88V87H223ZM228 88V87H227ZM232 88L234 89H237L236 88V86L234 87V85L232 86ZM232 88H228V90L229 89H231V91H226V92H232ZM68 90V91H65V90ZM160 89V90H159ZM163 89V88H162ZM174 89H176V87L174 88ZM188 89V88H187ZM189 89H191L192 90V87H190ZM195 89V88H194ZM199 89V88H198ZM197 89V90H198ZM202 89V88H201ZM205 89H203L202 91H204ZM216 89H218V88H216ZM70 90H72V92H73V94H72V96H75V90H77L78 92H79V95L77 96V97H79L77 100L78 101H76V99H73V98H67V95H68V93L70 94ZM135 90V89H134ZM173 90V89H172ZM177 90V89H176ZM180 90V92H183L181 89H179L178 88V90L177 91H179ZM191 90L189 91V92H191ZM196 90V89H195ZM196 90V91H197ZM224 90V89H223ZM44 91V90H43ZM136 91V90H135ZM135 91H133V92H135ZM186 90H184V92H185ZM194 90H192V92H193ZM206 91V90H205ZM210 91V90H209ZM234 91V90H233ZM240 91V90H239ZM242 91V90H241ZM174 92V91H173ZM172 92V93H173ZM187 93H188V90L186 91ZM185 92V93H186ZM200 92H201V90H200ZM216 92H218V90L216 91ZM216 92H214V94L216 93ZM221 92H224V94L226 93L225 91H221L220 90V93ZM235 93H237L238 92V90H236V91H234ZM242 92H244L243 94H245L246 92L245 91H242ZM136 93V92H135ZM174 93H178V92H174ZM186 93V95H188ZM198 93V95H202L201 93H199V91H197L196 92V94ZM207 93V92H206ZM210 93H208L209 95H210ZM220 93L218 92L216 95L218 96V94L220 95ZM233 93V92H232ZM192 94V93H191ZM191 94H190V96H191ZM193 94H194V92H193ZM195 94V95H196ZM205 94V93H204ZM223 94V95H224ZM227 94V93H226ZM238 94H242V93H239L238 92ZM251 94V93H250ZM250 94H248V95H250ZM40 95V94H39ZM42 95V94H41ZM71 95V94H70ZM180 95V97L181 96H183V94L181 95V94H179ZM178 95V96H179ZM198 95H196L197 97H199ZM222 95V94H221ZM220 95V96H221ZM222 95V96H223ZM231 95H233V94H230V97H231ZM235 95V94H234ZM237 95V94H236ZM246 95V94H245ZM244 95V96H245ZM60 96H63L64 98H62V97H60ZM83 96H87V97H91L90 99H88V100H85V99H83L82 97ZM125 96V95H124ZM176 96V95H175ZM177 96V97H178ZM185 96V95H184ZM183 96V97H184ZM195 96V97H196ZM216 96V97H217ZM220 97V98H223V97ZM229 95H227V97H228ZM238 96V95H237ZM252 96V95H251ZM254 96V95H253ZM105 97V98H104ZM174 97V96H173ZM182 97V98H183ZM195 97H193V98H195ZM203 97V96H202ZM207 97V95L205 94V98ZM210 97V96H209ZM208 97V98H209ZM215 97V96H214ZM215 97V98H216ZM225 97V100L227 99V100H232L233 101V99H229V97L228 98H226V96H224ZM236 97V96H235ZM241 97V96H240ZM81 98V99H80ZM85 98V97H84ZM176 98V97H175ZM189 98V97H188ZM190 98H192V97H190ZM201 98V97H200ZM199 98V99H200ZM213 98V97H212ZM220 98H219V101H218V97H217V101L216 102H220ZM234 98V97H233ZM248 98V97H247ZM181 99V98H180ZM203 99L204 98H202L201 99V101H203ZM207 99V98H206ZM249 99H251V97L249 98ZM35 100V99H34ZM33 100V101H34ZM42 100V99H41ZM40 100V101H41ZM110 100V99H109ZM121 100H123V98L121 99ZM178 100V101H177ZM189 100V99H188ZM198 100V99H197ZM208 100V99H207ZM222 100V99H221ZM225 100H224V103H222V102H220V104H218L219 105V107H220V110L222 111V109H221V103H222V105H226L227 104V102L225 103ZM226 100V101H227ZM234 100H235V98H234ZM44 101H42V102H44ZM177 101V102H176ZM185 101H187L186 100V98H185V100H184V102ZM193 102V100H191L190 99V101H187L186 102V107H188L190 110H192L193 108H195V105L197 106L199 103H198V101H197V103L198 104H195V105H193L192 106V102ZM201 101H199L200 103H201ZM209 101V100H208ZM214 101V100H213ZM223 101V100H222ZM232 101H228L229 103L230 102H232ZM46 102H47V104H46ZM181 102V101H180ZM183 102V103H184ZM242 102V101H241ZM240 102V103H241ZM250 102V101H249ZM203 103V102H202ZM201 103V104H202ZM229 103H228V105H229ZM245 104H246V102H244ZM251 103V102H250ZM193 104H194V102H193ZM201 104H199L198 106H200ZM213 104V103H212ZM214 104H215V102H214ZM244 104V105H245ZM181 105V104H180ZM184 105H185V103H184ZM217 105V104H216ZM218 105H217V107H218ZM227 105V106H228ZM110 106H111V104H110ZM203 107H201L200 106V110H202L201 108H203V110H204V105H202ZM213 106V105H212ZM206 107H208V106H206ZM206 107H205V109H206ZM218 107V108H219ZM188 108H187V110H188ZM196 109V108H195ZM214 109H216L215 108V106H214V108H213V110ZM226 109H227V107H226ZM226 109H223V110H225V112L223 113V112H221V111H218L219 109H217V111L216 112H218V114L221 112V113H223L224 115H226L227 114V111H226ZM259 109V108H258ZM198 110V109H197ZM195 111L196 113L198 112V111ZM118 111V110H117ZM249 111V110H248ZM200 112V111H199ZM198 112V113H199ZM216 112H215V114H216ZM111 113V112H110ZM112 113V114H113ZM186 113H187V111H186ZM228 113H229V111H228ZM231 113V112H230ZM241 113V112H240ZM185 115V117L184 116H182V115ZM189 114V113H188ZM195 114V113H194ZM217 114V115H218ZM223 114H221V117H223ZM206 115L208 116V117H206ZM244 115V114H243ZM242 115V117L241 118H245L244 116ZM249 115V114H248ZM108 115L106 114V117H107ZM124 116V117H123ZM227 116H230V115H227ZM238 116V115H237ZM240 116V115H239ZM249 116H252V114H250ZM259 116V115H258ZM257 116V117H258ZM264 116V115H263ZM41 117V118H40ZM105 116H103V118H104ZM111 117H112V115H111ZM212 117V116H211ZM216 117V116H215ZM214 117V118H215ZM219 117V115L217 116V118L216 119H219L218 118ZM232 117V116H231ZM231 117H229V118H231ZM256 117V118H257ZM113 118V117H112ZM117 118V117H116ZM119 118V117H118ZM210 118V119H209ZM213 118V117H212ZM214 118H213V120H214ZM223 118H225V116L223 117ZM228 117L227 118H225V120L226 119H229ZM234 118V117H233ZM233 118H232V120H233ZM252 118V117H251ZM255 118V117H254ZM98 119V118H97ZM96 119V120H97ZM209 119V120H208ZM220 119H222V118H220ZM235 119H236V117H235ZM240 118H238V120H239ZM258 119V118H257ZM99 120V119H98ZM101 120V119H100ZM113 120H114V118H113ZM112 120V121H113ZM248 120V119H247ZM255 120V119H254ZM253 120V121H254ZM260 120H261V118H260ZM259 120V122H262V121H260ZM102 121H104V120H102ZM111 121V120H110ZM199 121V122H200ZM210 121H212V120H210ZM219 121V120H218ZM234 121V120H233ZM237 121V120H236ZM250 121H252V119L251 120H249V122L248 123H250ZM252 121V122H253ZM258 121V120H257ZM92 122V124L91 125H89L88 126V124L89 123H91ZM101 122V121H100ZM119 122V121H118ZM215 122H216V120H215ZM215 122H214V126L213 127H215ZM221 122V121H220ZM238 122V121H237ZM241 122H242V120H241ZM240 122V123H241ZM247 122V121H246ZM245 122V123H246ZM258 122V123H259ZM34 123H36V126L34 127ZM112 123V124H111ZM206 123V124H205ZM212 123V122H211ZM224 123V122H223ZM230 124V122H227L226 124ZM240 123L239 124H237V125H239V126H241L240 125ZM256 123V122H255ZM254 122H253V124L251 125V124H247L246 123V125H244V123H243V125L244 126H241L242 128H244L245 126V128H248V129H250L251 127H248V125H251L252 126V128L249 130V131H251L253 128H254V125L255 126H257L256 124H258V123H256L255 124ZM262 123H264V122H262ZM262 123H261V125H262ZM95 125H96V123H94ZM206 125V129L204 130H201V128H200V126H202V125ZM213 124V123H212ZM233 124V123H232ZM232 124H231V126H232ZM98 125H96V126H98ZM121 125V124H120ZM125 125V124H124ZM218 125V124H217ZM221 125V124H220ZM236 125V126H237ZM260 125V124H259ZM259 125H258V130L257 131H254V132H258L259 131V133H261V132H263L264 131V129H262L261 130V128H264V126H261V128L259 129ZM88 126V127H87ZM119 126V125H118ZM118 126H116V127H118ZM227 126V125H226ZM55 127L57 128V129H55ZM120 127V126H119ZM233 127H235L234 125L232 126V128ZM238 127V126H237ZM91 128V129H90ZM218 129H219V127H217ZM224 128H225V126H224ZM229 128H231L230 127V125H229ZM245 128H244V131H246L245 130ZM88 129H90V131H88ZM112 129L114 130L115 128H111V130L110 131H112ZM125 129H126V127H125ZM213 129V128H212ZM222 129H223V127H222ZM227 129V128H226ZM5 131H2V134H3V136L4 137H2L1 136V138H6L7 140H12L11 138H10V136L12 135V132L11 131H9V130H7V129H4ZM232 130V129H231ZM234 130H235V128H234ZM236 130H237V128H236ZM238 130H239V132H240V128L238 127ZM99 131H97V132H99ZM212 131H214V129L212 130ZM211 130H210V135H205V136H203V137H208V136H211V133H213ZM228 131V130H227ZM114 132H115V130H114ZM121 132H123V133H121ZM199 132V133H198ZM203 132V133H202ZM216 132V131H215ZM232 132H233V130H232ZM236 132H238V131H235V132H233V133H235V134H238V133H236ZM242 132H243V130H242ZM209 133V132H208ZM233 133L231 134V135H233ZM61 134V135H62ZM98 134V133H97ZM112 134L114 135V137H115V134L112 132ZM111 134V135H112ZM246 134H248V135H250V134H253V133H251L250 132V134H249V132L247 131V133ZM258 134V133H257ZM257 134H255L256 135V138L255 139H257L258 137L261 139V138H263L264 137V132H263V134L261 133V136L259 135H257ZM59 135V134H58ZM64 135H65V137H64ZM92 135H93V137H92ZM126 135V134H125ZM262 135H263V137H262ZM127 136V135H126ZM97 139H96V138ZM110 137H111V139H110ZM239 137V136H238ZM252 137L254 138L255 136L254 135H252L251 136V140H252ZM64 138H65V140H64ZM68 138V139H67ZM130 138V139H129ZM211 138V137H210ZM209 138V139H210ZM99 139V140H98ZM203 139V138H202ZM220 139V138H219ZM241 139H242V137H241ZM260 139H257L258 141L260 140ZM218 140V139H217ZM236 140V139H235ZM238 140V139H237ZM236 140V141H237ZM244 140V139H243ZM257 140H255L254 141V139H253V143L255 144V143H257L258 141ZM262 140L264 141V139H261L260 140V142H262ZM98 141H100V142H98ZM209 141V140H208ZM239 142L241 141V140H238ZM5 143H6V145L8 144V142L7 141H4ZM124 142H126V145H123L122 146V144L124 143ZM242 142V141H241ZM251 142V141H250ZM260 142H258L259 144H260ZM27 143H32L33 144V142L30 140L29 142H27ZM196 143V142H195ZM221 143V142H220ZM223 143V142H222ZM229 142H226V144H228ZM244 143V142H243ZM253 143H249L250 144V146H251V144L253 145ZM257 143V144H258ZM224 144H225V142H224ZM34 145H36V144H34ZM196 145V144H195ZM216 145H218L217 143L215 144V146ZM223 145V144H222ZM237 145H239V143L237 144ZM236 145V146H237ZM261 145V144H260ZM260 145H256V147L257 146H260ZM254 146V145H253ZM193 147V146H192ZM212 147V146H211ZM208 148V149H210V153L212 152L211 151V149H213V147L212 148ZM218 147H220V146H217V148ZM244 147V146H243ZM40 148V147H39ZM186 148V147H185ZM185 148L183 149V150H185ZM188 148V147H187ZM217 148H215V149H217ZM232 148V147H231ZM241 148V147H240ZM28 148H26L25 149V151L27 150ZM192 149V148H191ZM191 149H189V150H191ZM236 149V148H235ZM239 149V148H238ZM245 149V148H244ZM181 150V151H180ZM187 150V149H186ZM206 150V149H205ZM226 150V149H225ZM230 150V149H229ZM253 150H257V148L256 149H253ZM253 150H251V152L253 151ZM260 150V149H259ZM13 151H15L14 149H13ZM207 151V150H206ZM215 151V150H214ZM238 151V150H237ZM244 151V150H243ZM19 152H20V149H19ZM18 152V153H19ZM187 152H189L188 150L186 151V153ZM193 152V151H192ZM219 152H220V154H222L221 153V151L219 150ZM225 152V151H224ZM14 153H16V151L14 152ZM184 153V156L186 155L185 154V152H183ZM201 153H205V151L204 152H202L201 151ZM208 153V152H207ZM210 153H208V154H210ZM235 153H237V152H235ZM241 153V150H240V152L238 153V155H241L240 154ZM245 153V152H244ZM244 153H242V154H244ZM248 153V152H247ZM253 153H254V151H253ZM255 153H257V152H255ZM17 154V153H16ZM188 154V153H187ZM192 154V153H191ZM217 154L218 153H214V155H216L217 156ZM220 154L218 155V156H220ZM181 155H182V153H181ZM199 155H201V154H199ZM203 155V154H202ZM237 155V154H236ZM246 155V154H245ZM248 155V154H247ZM246 155V156H247ZM156 157V158H153V157ZM179 156V155H178ZM187 156V155H186ZM206 156V155H205ZM204 156V157H205ZM223 156V155H222ZM207 157V156H206ZM244 157V156H243ZM126 158H128V159H126ZM158 158L160 159L159 161H158ZM169 158V159H170ZM176 158V157H175ZM179 158V157H178ZM202 158L203 157H201V162L204 160H202ZM209 158V157H208ZM211 158V157H210ZM209 158V161L210 160H212V159H210ZM212 158H213V156H212ZM247 158V157H246ZM156 159H157V161H156ZM216 159H219V158H213V160H214V162H215V160ZM147 160H150L149 162H150V165H148L146 168H142L143 166H145V164L143 163L144 161H147ZM177 160V159H176ZM208 160V159H207ZM207 160H205L207 163H208V161ZM212 160V161H213ZM236 160V159H235ZM241 160V159H240ZM154 161H156V162H154ZM167 161H168V159H167ZM170 161H172V160H170ZM170 161H169V164H170ZM205 161H203L201 164H202V167H203V163H205ZM211 161V162H212ZM223 161V160H222ZM217 162H218V160H217ZM219 162H221L220 160H219ZM243 162V161H242ZM121 163V164H120ZM206 163V164H207ZM239 163V162H238ZM240 164V163H239ZM87 165V164H86ZM161 165V164H160ZM165 165V164H164ZM173 165V164H172ZM169 166V165H168ZM191 166V165H190ZM199 166V165H198ZM212 166V165H211ZM242 166V165H241ZM83 167H86V166H83ZM157 167V166H156ZM172 167V166H171ZM202 167L200 166V169L202 170ZM206 167V166H205ZM208 167V166H207ZM233 167V166H232ZM243 167V166H242ZM262 167V166H261ZM112 168V169H111ZM169 168V167H168ZM208 168H210V167H208ZM240 168V167H239ZM256 168H258V167H256ZM264 168V167H263ZM203 169H205V168H203ZM114 170L113 171H111L112 173L114 172ZM171 170H173V169H171ZM198 170V169H197ZM119 171V172H118ZM250 171V170H249ZM261 171V170H260ZM264 171V170H263ZM116 172H114L115 174H117ZM198 172V171H197ZM262 172V171H261ZM261 172H259V173H261ZM111 173V174H112ZM113 173V175H115ZM145 173V172H144ZM105 174V173H104ZM102 175V177L101 178H103L105 175ZM106 174H108L107 172H106ZM249 174V173H248ZM256 174H257V172H256ZM109 175H110V173H109ZM108 175V176H109ZM112 175V176H113ZM118 175V174H117ZM120 175V177L122 178V176H121V174H119ZM239 175V174H238ZM258 175V174H257ZM111 176V177H112ZM116 176V175H115ZM261 176V175H260ZM110 177V178H111ZM116 177H118V179L120 178L119 176H116ZM124 177V176H123ZM131 177V178H132ZM110 178H108V179H106V180H110ZM256 178V177H255ZM259 178H261V177H259ZM111 179H113L114 180V178L112 177ZM117 178H116V180H114L115 182H113V181H111L112 183H115V185L112 187V188H114V189H116L117 190V187L116 186H119V188H120V186L121 185H123V183L125 182L124 180H123V183L121 184V185H119L118 183L119 182H121L120 180H122V179H120L119 181H117L118 180ZM257 179H258V177H257ZM262 179V178H261ZM127 180V179H126ZM255 180V179H254ZM260 182V181H259ZM264 182V181H263ZM101 183V182H100ZM105 183V182H104ZM107 183V182H106ZM109 183H110V181H109ZM111 183V184H112ZM258 183V182H257ZM102 184V183H101ZM117 184V185H116ZM125 184V183H124ZM203 184V183H202ZM201 184V185H202ZM262 184V183H261ZM108 185V184H107ZM127 186H128V184H126ZM132 185V184H131ZM104 188V190L103 189H100V188H102V187H100L99 189H100V192H101V190H103V191H105L106 190V185L104 186V185H102ZM110 185H108V187H109ZM124 186V185H123ZM126 186V187H127ZM122 187V186H121ZM130 187V186H129ZM128 187V188H129ZM203 187H204V184H203ZM205 188H206V186H205ZM113 189V192L112 193H114L113 195L115 196V193H116V190H114ZM121 190H122V188H120ZM203 189V188H202ZM112 190V189H111ZM111 190H110V194H111ZM119 190V189H118ZM120 190V191H121ZM123 190H125V188L123 189ZM122 190V191H123ZM128 190V189H127ZM103 191L101 192V194H102V196H103ZM108 191V190H107ZM134 191V190H133ZM204 191V190H203ZM106 192V191H105ZM104 192V193H105ZM248 192V191H247ZM256 192V191H255ZM109 193V192H108ZM108 193L106 192V194H104V195H106L105 196V198L107 197V195H108ZM119 192H117V194H118ZM121 193V192H120ZM119 193V194H120ZM127 194L129 193V192H126ZM116 194V195H117ZM123 194H124V192H123ZM123 194H121L120 195V197L122 198L121 199V203L120 202H118V203H120V204H122L123 203V201H125V200H123V198H125V197H128L126 194L123 196ZM264 194V193H263ZM112 194L109 196L110 198H111V196H113ZM247 195V194H246ZM249 195V194H248ZM252 195V194H251ZM251 195L250 196H248L249 198H251ZM87 196V195H86ZM86 196H82L81 197V201H82V198L84 197V202H85V197ZM93 196H97V195H93ZM99 197H101V199L102 198H104V197H102L101 195H98ZM263 196V195H262ZM90 197V196H89ZM98 197V200H96L95 202H93L94 201V198L92 199V200H90L89 198H88V200H87V203L88 202H90V201H92L93 202V204L95 203V205L96 204H98V202H99V200H101L100 198ZM116 198H117V196H115ZM119 197V198H120ZM133 197V196H132ZM135 197V196H134ZM133 197V198H134ZM116 198H112V199H110V200H114L115 199V201H116ZM119 198H117V199H119ZM245 198V197H244ZM249 198L247 199V201L249 200ZM257 198V197H256ZM263 198V197H262ZM96 199H97V197H96ZM106 199H108V200H105L104 199V201H103V199L100 201L101 203H102V201L103 202H108L109 201V198L107 197ZM120 200V199H119ZM119 200H117V201H119ZM242 200H244V199H242ZM252 200V199H251ZM257 200V199H256ZM255 200V201H256ZM114 201V202H115ZM254 201V200H253ZM260 201V200H259ZM84 202H83V204H84ZM99 202V203H100ZM110 203H111V201H109ZM108 202V203H109ZM243 202V201H242ZM252 202V201H251ZM257 202V201H256ZM81 203V202H80ZM87 203H85L84 204V207H87V206H89L90 204H92L91 202L89 203V204H87ZM107 203V204H108ZM109 203V204H110ZM112 203H113V201H112ZM117 202H116V206H117V204H118ZM127 203V202H126ZM125 203V204H126ZM258 203V202H257ZM106 204V205H107ZM247 205V204H250V205H252L249 201H248V203L245 201L244 202V205ZM255 204V203H254ZM80 206L82 205V203L81 204H79ZM87 205V206H86ZM94 205V206H95ZM102 205V204H101ZM100 205V207L102 208V206ZM112 205V204H111ZM123 205V204H122ZM129 205V204H128ZM127 205V206H128ZM198 205V204H197ZM83 206V205H82ZM82 206L80 207V208H82ZM97 206V205H96ZM95 206V209L97 208V211H95V213L97 212L98 214H99V212H98V210L100 209H98V207H96ZM104 206H105V204H104ZM234 206V205H233ZM240 206V205H239ZM249 205H247V206H244V207H248ZM119 207V206H118ZM256 207V206H255ZM258 207V206H257ZM92 208V207H91ZM107 208H108V206H107ZM233 208V207H232ZM250 208H251V206H250ZM249 208V209H250ZM88 209H90V208H87V211H88ZM94 208H92V210L94 211L95 210ZM106 209V208H105ZM105 209H103L102 211L103 212H105ZM126 209V208H125ZM179 209V208H178ZM252 209V208H251ZM255 209V208H254ZM257 209V208H256ZM261 210H262V208H260ZM76 210V209H75ZM80 210V209H79ZM84 210H85V208H84ZM108 210V209H107ZM106 210V213L108 212ZM181 210V209H180ZM191 210V209H190ZM220 210V209H219ZM258 210V209H257ZM81 211H83V210H81ZM92 211V213H94ZM117 212V210H114V212ZM129 211V210H128ZM179 211V210H178ZM177 211V212H178ZM233 211V210H232ZM232 211H231V213H232ZM245 211V210H244ZM250 212H251V210H249ZM78 212V214H80V216H83L82 214H84L85 215V213H79V211H77ZM84 212H86V210L84 211ZM103 212H100V213H103ZM180 212V211H179ZM87 213H90V210H89V212H86V214ZM92 213L90 214V215H92ZM95 213L93 214L94 216H90L91 218H93V217H97V213H96V216H95ZM123 213V212H122ZM126 213V212H125ZM181 213V212H180ZM179 213V214H180ZM215 213V212H214ZM243 213H246V212H243V210H242V214ZM248 213V212H247ZM246 213V214H247ZM209 214H211V213H209ZM246 214H244V215H246ZM103 215V214H102ZM101 215V216H102ZM116 215H117V213H116ZM124 215V214H123ZM123 215L121 214V216L120 217H123ZM235 215V214H234ZM76 216H78V215H76ZM214 216V215H213ZM225 216H226V214H225ZM228 216V215H227ZM233 216V214L230 216V217H232ZM237 216V215H236ZM236 216H233L234 218H236L237 219V217ZM79 217V216H78ZM89 217V218H90ZM126 217V216H125ZM241 217V216H240ZM239 217V215H238V218H240ZM85 218V217H84ZM88 218V219H89ZM99 218V220H100V223H103V221L101 222V217L99 216L98 217ZM102 218H105V216L104 217H102ZM124 218V217H123ZM221 218H222V216H221ZM234 218H232L233 219V221L235 222V224L238 222H236V220H234ZM245 218V217H244ZM75 219H77L78 220V218L77 217H75ZM74 219V220H75ZM96 219V218H95ZM106 219V218H105ZM229 219V218H228ZM231 219V218H230ZM231 219V220H232ZM242 218H240V219H238V220H241ZM79 220L81 221V217L79 218ZM87 220V219H86ZM92 220V223L95 221H93V219H90V221ZM99 220H96V221H98V223H99ZM119 220H121V218L119 219ZM119 220H117L118 221V224H119V227H122L121 229H119L118 230V232H116V234L118 233V234H121V232H123L124 231V226H125V223H124V221H123V223H122V220L119 222ZM124 220V219H123ZM156 221V220H155ZM224 221V220H223ZM241 221H243V220H241ZM246 221V220H245ZM77 222V221H76ZM76 222H74V223H76ZM79 222V221H78ZM77 222V223H78ZM73 223V222H72ZM80 223V222H79ZM82 223V222H81ZM88 223V222H87ZM90 223V222H89ZM92 223H91V225H92ZM106 223V222H105ZM109 223V222H108ZM153 223V222H152ZM242 223V222H241ZM243 223H245V222H243ZM242 223V224H243ZM249 223V222H248ZM256 223V222H255ZM107 224V223H106ZM110 224V223H109ZM117 224V225H118ZM235 224H232V223H230L229 225H235ZM240 224V223H239ZM238 224V225H239ZM246 225H247V223H245ZM257 224H258V228H259V224L260 223H258L257 222ZM256 224V225H257ZM72 225V224H71ZM90 225V226H91ZM95 224H93V226H94ZM105 225V224H104ZM223 225V224H222ZM237 225V224H236ZM254 225V224H253ZM75 227H76V225H74ZM85 226V225H84ZM133 226V225H132ZM230 226V227H231ZM241 226V225H240ZM244 226V225H243ZM87 227V226H86ZM85 227V228H86ZM104 226L102 225V227H101V229L103 228ZM239 227V226H238ZM242 227V226H241ZM246 227V226H245ZM260 227L261 228H259V229H261V232L260 233H258V232H256L255 231V236H257L256 234L258 233V234H260V238L262 239V240H264V224L263 225H260ZM80 228V227H79ZM78 228V229H79ZM107 228V227H106ZM196 228V227H195ZM232 228H236L237 229V227H232ZM240 228V227H239ZM247 228V227H246ZM76 229H77V227H76ZM81 230H80V232H79V234L82 232V234H84L85 233V231H84V229L83 228H80ZM83 229V230H82ZM90 229H92V228H90ZM95 229V228H94ZM97 229V228H96ZM100 229V228H99ZM105 229V228H104ZM104 229H102V231H104V232H106V230H104ZM109 229V228H108ZM208 229H210V230H213L214 231V229H211L210 227L208 228ZM250 229H253V227H251ZM254 229L256 230V228H255V226H254ZM254 229H253V233H254ZM65 230H67V229H65ZM64 230V231H65ZM74 230V229H73ZM88 230V229H87ZM114 230H116V229H114ZM219 230V229H218ZM217 230V231H218ZM62 231H63V229H62ZM93 231V230H92ZM92 231H91V233H92ZM96 231V230H95ZM109 231V230H108ZM138 231V230H137ZM215 231H216V229H215ZM246 231H248V230H246ZM259 231V230H258ZM71 232V231H70ZM94 232V231H93ZM135 232V231H134ZM133 232V233H134ZM251 232V233H252ZM77 233V232H76ZM88 233H89V230H88ZM88 233H85V234H88ZM131 233V232H130ZM69 234V233H68ZM84 234V235H85ZM93 235H94V233H92ZM137 234V233H136ZM236 234V233H235ZM93 235H92V237H93ZM132 236H133V234H131ZM83 236V235H82ZM230 236V235H229ZM88 237H91L90 235H88L87 236V239H88ZM82 238V237H81ZM254 238V237H253ZM87 239H85V240H87ZM92 239V238H91ZM90 239V240H91ZM226 239V238H225ZM235 239V238H234ZM90 240L88 239L87 240V242L89 241L90 242ZM104 240H106V236L104 237ZM228 240V239H227ZM250 241H253V240H250ZM85 242V241H84ZM87 242H85L84 244H86ZM228 242H229V240H228ZM238 243H239V241H237ZM254 242V241H253ZM252 242V243H253ZM247 243V242H246ZM256 243V244H255ZM230 244H232L231 242H230ZM237 244V243H236ZM245 244V243H244ZM254 244H255V247H254V250H252V248L249 246L248 248H249V250L251 251H249L248 250V253H251V254H254V256L253 257H255V256H258V254H259V250L260 249H258L259 248V246H260V244L259 243H257L256 241L254 242ZM228 245H229V243H228ZM263 245V243H261V246ZM85 246V245H84ZM238 247L237 248H242V247H244L243 246V244H241L240 243V246L239 245H237ZM248 246V245H247ZM73 247H71V249H72ZM251 248V249H250ZM244 250H247L246 249V247L245 248H243ZM243 249H241V250H243ZM237 250V249H236ZM241 250H240V253H241ZM244 250H243V252H244ZM73 251L74 252H71V253H75V252H77L76 250H74V248H73ZM261 251V250H260ZM263 251H264V249H263ZM87 252V251H86ZM85 252V253H86ZM262 252V251H261ZM70 253V254H71ZM76 254L77 253H75V256H76ZM238 254V253H237ZM72 255V257H74L73 256V254H71ZM239 255V254H238ZM244 255V254H243ZM249 256V255H248ZM250 256H252V255H250ZM249 256V257H250ZM253 257H250L251 259H253ZM256 258V257H255ZM255 258L253 259V260H255ZM259 258V257H258ZM258 258L256 259V260H258ZM67 261H69L68 259H66ZM67 261H64V262H66L67 263ZM248 262H249V260H248ZM256 262V261H255ZM69 263V262H68ZM247 263V262H246ZM70 264V263H69ZM257 264V263H256Z\"/></svg>",
  "mask_w": 264,
  "mask_h": 264
}]
</instances>
